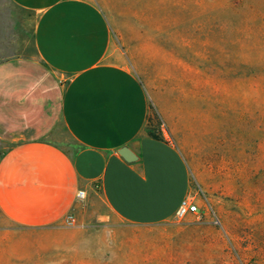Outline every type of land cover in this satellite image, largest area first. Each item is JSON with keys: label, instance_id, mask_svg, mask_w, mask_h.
<instances>
[{"label": "rangeland", "instance_id": "1", "mask_svg": "<svg viewBox=\"0 0 264 264\" xmlns=\"http://www.w3.org/2000/svg\"><path fill=\"white\" fill-rule=\"evenodd\" d=\"M89 1L181 154L199 211L131 226L95 188L69 225L34 232L0 217V264H264V0ZM32 22L0 0V61L34 55Z\"/></svg>", "mask_w": 264, "mask_h": 264}, {"label": "crops", "instance_id": "2", "mask_svg": "<svg viewBox=\"0 0 264 264\" xmlns=\"http://www.w3.org/2000/svg\"><path fill=\"white\" fill-rule=\"evenodd\" d=\"M7 1L33 15L34 55L0 61V217L52 230L95 188L127 225L173 217L189 192L187 166L164 134H147L148 93L103 12L89 0ZM123 147L137 160L120 157Z\"/></svg>", "mask_w": 264, "mask_h": 264}, {"label": "built area", "instance_id": "3", "mask_svg": "<svg viewBox=\"0 0 264 264\" xmlns=\"http://www.w3.org/2000/svg\"><path fill=\"white\" fill-rule=\"evenodd\" d=\"M76 198L78 200H82L85 198V192L83 190H79L76 194ZM199 211L197 205L190 200L188 197L183 199V201L180 203L177 211L174 214V217L176 219H181L189 214H195ZM73 222V217L71 215H66L63 219V224L69 225Z\"/></svg>", "mask_w": 264, "mask_h": 264}, {"label": "trees", "instance_id": "4", "mask_svg": "<svg viewBox=\"0 0 264 264\" xmlns=\"http://www.w3.org/2000/svg\"><path fill=\"white\" fill-rule=\"evenodd\" d=\"M158 118L157 115L154 114L152 117L148 116L146 132L147 134L154 139H162V135L157 130Z\"/></svg>", "mask_w": 264, "mask_h": 264}, {"label": "water", "instance_id": "5", "mask_svg": "<svg viewBox=\"0 0 264 264\" xmlns=\"http://www.w3.org/2000/svg\"><path fill=\"white\" fill-rule=\"evenodd\" d=\"M117 153L127 162H133L137 160V157L126 147L119 149Z\"/></svg>", "mask_w": 264, "mask_h": 264}]
</instances>
